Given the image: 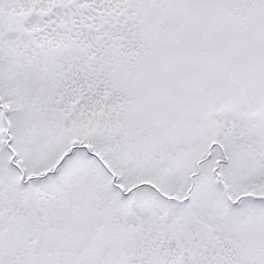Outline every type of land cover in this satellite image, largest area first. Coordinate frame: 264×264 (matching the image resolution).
I'll return each instance as SVG.
<instances>
[{
	"label": "snow or ice",
	"instance_id": "1",
	"mask_svg": "<svg viewBox=\"0 0 264 264\" xmlns=\"http://www.w3.org/2000/svg\"><path fill=\"white\" fill-rule=\"evenodd\" d=\"M0 264H264V0H0Z\"/></svg>",
	"mask_w": 264,
	"mask_h": 264
}]
</instances>
